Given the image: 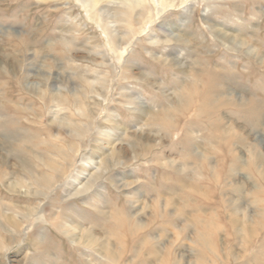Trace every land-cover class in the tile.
Returning a JSON list of instances; mask_svg holds the SVG:
<instances>
[{
    "label": "rangeland",
    "instance_id": "obj_1",
    "mask_svg": "<svg viewBox=\"0 0 264 264\" xmlns=\"http://www.w3.org/2000/svg\"><path fill=\"white\" fill-rule=\"evenodd\" d=\"M141 263L264 264V0H0V264Z\"/></svg>",
    "mask_w": 264,
    "mask_h": 264
},
{
    "label": "bare ground",
    "instance_id": "obj_2",
    "mask_svg": "<svg viewBox=\"0 0 264 264\" xmlns=\"http://www.w3.org/2000/svg\"><path fill=\"white\" fill-rule=\"evenodd\" d=\"M157 6V5H156ZM158 7V6H157ZM221 40V39H220ZM229 40V39H228ZM231 40V39H230ZM231 42V41H230ZM106 133V132H105ZM107 134V133H106ZM97 166V162H90L88 165H86V168H87V170H92V169H95V168H97L96 167ZM90 172V171H89ZM87 173L88 175L90 174V173ZM96 173H94V174H90V177H88V182H87V184H85L82 188H78L77 187V185L79 184V182H78V179L77 180H75L72 184L73 185H71L72 186V189H76V192H77V194L79 193V194H83V193H85V192H88L89 191V189L91 188L90 187V185L91 184H93L94 182H95V180H97V179H99L100 178V176H102L103 175V172H99V173H97V171H95ZM83 173V172H82ZM96 175V176H95ZM80 176V175H79ZM86 177H83V176H81L80 177V179H85ZM90 180V181H89ZM85 183V182H84ZM90 184V185H89ZM75 188H74V187ZM81 186V185H80ZM119 186H123V188H124V186H126V185H124L123 183H121ZM16 187V186H15ZM71 188V187H70ZM78 188V189H77ZM98 212H99V210H98ZM100 214H102V216H103V214L105 215V212H102V211H100L99 212ZM101 216V217H102ZM92 238H94L93 236H90V235H88V236H86V240H87V243L89 244V245H93V243H95L94 241L95 240H93ZM108 247V246H107ZM103 251L104 252H101V253H106V257H110V256H112V254H114V253H111L112 251H110L109 249L107 250V248H106V246H104L103 247ZM155 249V248H154ZM86 250V249H85ZM88 250V249H87ZM108 251H110V252H108ZM141 264H143V263H141Z\"/></svg>",
    "mask_w": 264,
    "mask_h": 264
}]
</instances>
